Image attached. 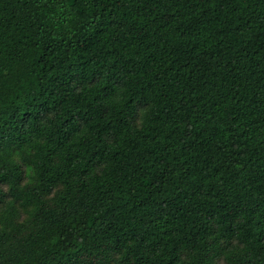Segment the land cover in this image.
Returning <instances> with one entry per match:
<instances>
[{
    "label": "trees",
    "instance_id": "1",
    "mask_svg": "<svg viewBox=\"0 0 264 264\" xmlns=\"http://www.w3.org/2000/svg\"><path fill=\"white\" fill-rule=\"evenodd\" d=\"M0 264H264V0H0Z\"/></svg>",
    "mask_w": 264,
    "mask_h": 264
}]
</instances>
